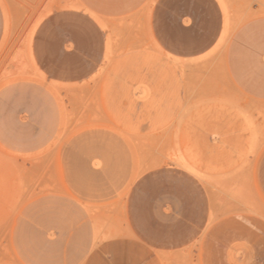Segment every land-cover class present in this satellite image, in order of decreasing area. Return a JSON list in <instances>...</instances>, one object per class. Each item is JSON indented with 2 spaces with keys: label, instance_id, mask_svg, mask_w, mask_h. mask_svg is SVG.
<instances>
[{
  "label": "rangeland",
  "instance_id": "rangeland-1",
  "mask_svg": "<svg viewBox=\"0 0 264 264\" xmlns=\"http://www.w3.org/2000/svg\"><path fill=\"white\" fill-rule=\"evenodd\" d=\"M30 30L0 264H264V0H40Z\"/></svg>",
  "mask_w": 264,
  "mask_h": 264
},
{
  "label": "crops",
  "instance_id": "crops-1",
  "mask_svg": "<svg viewBox=\"0 0 264 264\" xmlns=\"http://www.w3.org/2000/svg\"><path fill=\"white\" fill-rule=\"evenodd\" d=\"M40 19V0H0V55L20 56L26 53L31 24ZM26 23H29L26 36ZM40 42V28L32 36L33 55ZM15 69V67H11ZM257 180L264 192V153L258 160Z\"/></svg>",
  "mask_w": 264,
  "mask_h": 264
},
{
  "label": "bare ground",
  "instance_id": "bare-ground-1",
  "mask_svg": "<svg viewBox=\"0 0 264 264\" xmlns=\"http://www.w3.org/2000/svg\"><path fill=\"white\" fill-rule=\"evenodd\" d=\"M221 45V44H220Z\"/></svg>",
  "mask_w": 264,
  "mask_h": 264
}]
</instances>
